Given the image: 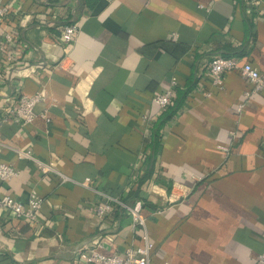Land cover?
Returning a JSON list of instances; mask_svg holds the SVG:
<instances>
[{"label":"crops","instance_id":"crops-1","mask_svg":"<svg viewBox=\"0 0 264 264\" xmlns=\"http://www.w3.org/2000/svg\"><path fill=\"white\" fill-rule=\"evenodd\" d=\"M0 1L12 39L0 43V115L43 97L31 124L0 123V163L17 171L0 197L41 200L33 221L0 209V264H86L79 250L122 255L142 229L149 264H253L264 252V85L244 100L238 74L218 89L205 67L223 56L264 73V3ZM64 25L78 28L69 45ZM172 78L161 111L151 98ZM107 198L137 207L144 227L119 205L96 218Z\"/></svg>","mask_w":264,"mask_h":264},{"label":"built area","instance_id":"built-area-1","mask_svg":"<svg viewBox=\"0 0 264 264\" xmlns=\"http://www.w3.org/2000/svg\"><path fill=\"white\" fill-rule=\"evenodd\" d=\"M264 0H256L253 6L258 7ZM8 15V10L0 1V26L3 19ZM24 20H21V23ZM78 33V28L74 25H64L62 28V41L65 45L71 44ZM0 43L4 45H11L12 39L7 33L0 32ZM11 59L8 57L7 61ZM207 78L211 85L215 88L221 89L223 84V77L227 73H236L238 76L250 85V89L245 91L243 99L247 100L252 95L259 93L264 85V73L259 72L246 62H240L236 59L214 56L205 67ZM177 82L174 78L170 80L169 87L151 98V102L155 104L159 110L165 111L172 104L175 98V88ZM209 96V94H205ZM43 101V97L39 93L32 96H20L17 99V104L14 108L4 111L0 115V123L12 122L20 126H26L33 122L35 118L34 107L39 102ZM242 105L238 107L241 108ZM17 156L20 159H30V153L26 151H17ZM37 167L42 174L53 172L50 165H44L37 162ZM17 175V171L10 165L0 163V182L11 180ZM89 180H85L88 183ZM41 200L32 195L27 201V204H21L9 196L0 197V209L10 211L14 218L33 221L35 212L40 207ZM113 205L121 206L128 214L131 224L135 227H144V219L141 217L137 207L131 208L122 203L120 200L107 198L104 204H99L94 208V216L102 219L109 215L112 211ZM140 246H129L125 249L122 255H104L97 251H82L79 250L76 254L80 260L85 261L86 264H149L151 244L145 230L141 231ZM253 264H264V252L259 254Z\"/></svg>","mask_w":264,"mask_h":264},{"label":"trees","instance_id":"trees-1","mask_svg":"<svg viewBox=\"0 0 264 264\" xmlns=\"http://www.w3.org/2000/svg\"><path fill=\"white\" fill-rule=\"evenodd\" d=\"M132 197H138L137 196V192H132L130 195H129V199L132 198ZM126 203V201H125ZM126 205V204H125Z\"/></svg>","mask_w":264,"mask_h":264}]
</instances>
